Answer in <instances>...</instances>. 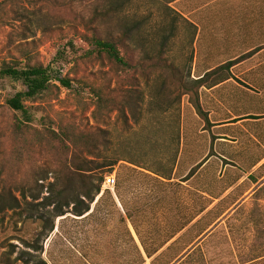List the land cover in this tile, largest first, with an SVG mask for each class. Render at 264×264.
Returning a JSON list of instances; mask_svg holds the SVG:
<instances>
[{"label": "rangeland", "instance_id": "rangeland-1", "mask_svg": "<svg viewBox=\"0 0 264 264\" xmlns=\"http://www.w3.org/2000/svg\"><path fill=\"white\" fill-rule=\"evenodd\" d=\"M0 16V61L25 47L64 75L104 83L115 100L96 121L92 93L74 82L58 98L37 99L40 110L20 132L6 99L24 87L0 75V264L30 260L31 242L50 264H132L134 229L164 238L213 200L200 202L199 188L218 202L196 228L187 229L200 215L183 229V242L204 231L170 264H264V165L252 167L264 155V0H0ZM90 29L121 37L127 71L80 56L90 47L79 34ZM253 47L258 52L247 54ZM228 61L206 78V87L230 81L218 90L216 126L206 125L183 85ZM59 122L103 129L94 156L84 157L93 159L90 184L104 176L91 202L72 199V150L38 135ZM212 135L210 161L181 186ZM107 175L112 188L104 187ZM56 209L63 214L53 217Z\"/></svg>", "mask_w": 264, "mask_h": 264}, {"label": "trees", "instance_id": "trees-1", "mask_svg": "<svg viewBox=\"0 0 264 264\" xmlns=\"http://www.w3.org/2000/svg\"><path fill=\"white\" fill-rule=\"evenodd\" d=\"M1 21L2 17L0 16V22ZM79 35L80 39L90 47L89 49H86L82 55H80L83 59L95 58L98 60H106L116 67L117 72H124L130 68V63L121 51V37H116L111 34L100 36L94 29H92L90 33L83 32ZM69 45L72 46L71 43ZM258 50L259 49L254 48L247 54L255 53ZM59 53L60 51H58V54ZM229 62L230 61L207 71L199 79H194L192 85H183L185 93L189 91L192 94L191 101L193 106L196 112L203 118L206 125H210L211 123L209 122L207 114L202 109L200 104L199 88L206 85L207 77L212 75L215 76L219 70L233 64ZM0 75L19 81L24 87L23 90L15 92L11 97L6 99L8 107L19 113L20 119H17L15 128L20 132L24 131V125H28L27 123L34 120V114L40 110V105L34 104L37 99L44 100L58 98L63 88L73 90L74 82L80 86H87L92 93V105L94 106L92 114L96 121H101L103 116L114 108L112 105L115 103V100L108 94L104 83L95 84L94 80H88L85 77L80 76L78 78H74L64 75L53 62L43 64L37 60H33L30 56L29 50L25 47L20 48L18 57L8 59L4 58L0 61ZM227 78L228 77L221 79L216 78L218 80L213 81L211 84H216ZM54 124L55 129L49 128L46 132L39 131L38 135L45 137L47 141H53L56 144L57 149L68 150L69 153L70 150H72V199L74 198L76 200V204H79L78 202L82 200V198H88L89 202H91L94 195L100 191L104 176L101 175L100 181L97 185H92V183L90 184V174L94 169L90 166V163L93 162V159L88 161V159L84 157L85 155L94 156L101 140H103V129L98 127L93 129H80L74 123H72V125L62 124L61 122ZM214 138V135H212L211 142ZM82 154L83 158L81 157ZM209 154L203 159V161L207 159ZM203 161L192 167L188 174L184 177V180H187L196 171L198 166L203 163ZM114 164L115 163H111L110 165L113 166ZM85 177H87V180ZM87 208L88 206L84 211H87ZM202 208L203 207L199 209L196 216L204 210ZM84 211L80 208H76V215H81ZM62 214L61 209H56L53 213V217H57ZM196 216H194V218ZM126 218L130 219V221L132 218L131 213H129L127 209ZM194 218L185 220L182 224L173 228L170 234L166 235L164 238L162 237V239H160L161 237L159 236L143 235L136 230L137 228L134 229L139 244L133 241L136 262L133 260L132 264H144L146 259H150V264H170L188 246L195 242L199 235L204 231V229H198L192 237L183 242L186 230L196 228L199 221L202 219V216L190 224ZM187 225H189V227L183 231ZM135 226L136 225L134 224V228ZM177 233H180V235L172 240L164 250L159 252V250L167 242L173 239ZM130 238L132 240L133 237L131 236ZM179 241L183 242V245L179 249H175ZM28 246L33 248L34 253L31 255L32 258H30V260H25L24 257H20L18 258V261L23 264H28L29 262H31V264H47L46 261L39 256V253L42 251V247H40L37 242L28 243Z\"/></svg>", "mask_w": 264, "mask_h": 264}, {"label": "crops", "instance_id": "crops-1", "mask_svg": "<svg viewBox=\"0 0 264 264\" xmlns=\"http://www.w3.org/2000/svg\"><path fill=\"white\" fill-rule=\"evenodd\" d=\"M253 48H255V47H253ZM252 48V49H253ZM264 48V47H263ZM263 48H261V49H263ZM251 49V50H252ZM258 52V51H257ZM256 53V52H255ZM211 70V69H210ZM209 71V70H208ZM207 72V71H206ZM206 72H204L203 74H200V75H197L196 76V78L195 79H199V78H201ZM262 73H264V72H261V75H262ZM264 75H262V77H263ZM229 78V77H228ZM229 80H227V79H225V80H222V81H220V82H218V83H216V84H209L207 87L204 85L203 86V90H204V96H203V93H202V89H200L199 90V99H200V104H201V106H203V105H205L206 106V109H205V112L207 113V117H208V120H209V122L213 125V126H216V124H217V121L215 120V110H214V105L215 104H217V103H219L220 102V100H219V98H218V90L219 89H221L223 86H226V85H228L229 84ZM202 87V86H201ZM200 87V88H201ZM262 95L264 94V89L262 90ZM204 98V99H203ZM249 114V112H246V113H239V114H236L235 116L236 117H240V118H243V117H241V116H243V115H248ZM261 116L263 117L264 116V114H261ZM240 120V119H239ZM242 120V119H241ZM240 120V121H241ZM239 122V121H238ZM215 137V136H214ZM211 138V137H210ZM211 150H212V142H211V139H210V148H209V152L208 153H211ZM208 153L206 154V156L208 155ZM212 154L213 153H211V154H209V156L207 157V159H205L204 161H203V159L206 157V156H204L203 158H202V160L201 161H199V162H197V163H195L193 166H191L188 170H187V173L185 174V176L188 174V172L190 171V169L192 168V167H194L195 165H197L198 163H200V162H202L203 161V163L200 165V166H198V168L196 169V171L187 179V180H184L185 178V176L183 177V179L182 180H179V181H177L181 186L183 185V183H184V181H188L190 178H192V177H194L202 168H204L206 165H207V163L210 161V157L212 156ZM221 157H224V155H221ZM264 155H261L259 158H257L256 159V161H254V163L252 164V167H253V169H255V170H257L258 168H260V167H262L263 165H264ZM261 160H263V161H261ZM223 171H224V169H223ZM253 172L254 171H251L250 173H248V176H250V175H252L253 174ZM264 174H262L261 176H263ZM155 177L158 179V180H160V182H162V183H164V184H166V183H169V182H173L174 181V178H172V177H161V176H158V175H155ZM197 192H199L201 195L200 196H198V199H200V202L202 201L203 203H204V200L206 199V198H210V199H213V200H209V201H207L206 203H204V204H202V209H204L201 213H203V214H205L204 213V211L205 212H207L208 210H210V208H207L209 205H214V204H216V202H218L217 200H218V198H219V196L218 197H212L211 196V194H209L208 192H206V190L204 189V188H199V189H197ZM227 192H229V191H226V194H227ZM221 195V194H220ZM223 196V195H222ZM215 201V202H214ZM200 213V214H201ZM200 214H198L197 216H199ZM196 216V217H197ZM201 216H204V215H200L197 219H199ZM196 219V220H197ZM193 221V220H192ZM178 234V233H177ZM47 264H50V263H47ZM69 264H71V263H69Z\"/></svg>", "mask_w": 264, "mask_h": 264}, {"label": "built area", "instance_id": "built-area-1", "mask_svg": "<svg viewBox=\"0 0 264 264\" xmlns=\"http://www.w3.org/2000/svg\"><path fill=\"white\" fill-rule=\"evenodd\" d=\"M115 184V178L112 175H107L104 180V187L112 188Z\"/></svg>", "mask_w": 264, "mask_h": 264}]
</instances>
